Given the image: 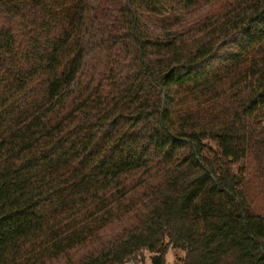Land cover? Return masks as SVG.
I'll list each match as a JSON object with an SVG mask.
<instances>
[{"label": "trees", "instance_id": "trees-1", "mask_svg": "<svg viewBox=\"0 0 264 264\" xmlns=\"http://www.w3.org/2000/svg\"><path fill=\"white\" fill-rule=\"evenodd\" d=\"M260 118L264 0H0V264H264Z\"/></svg>", "mask_w": 264, "mask_h": 264}, {"label": "rangeland", "instance_id": "rangeland-1", "mask_svg": "<svg viewBox=\"0 0 264 264\" xmlns=\"http://www.w3.org/2000/svg\"><path fill=\"white\" fill-rule=\"evenodd\" d=\"M195 17H197V14H195L194 16L193 15L189 16V19H193ZM172 20L173 18L171 16L166 15L164 18L161 19V22H163L166 25H169L172 23ZM249 127L253 138L264 139V118L249 121ZM254 166H255V162L252 161V163H250V169L248 171V175L246 176V182L248 181L247 183L248 187L253 190V193L256 192V190H259L257 188L258 184L254 182L255 180H253L256 173L255 170L253 169ZM261 188H263L262 190L264 191V187L262 186ZM254 195H255L254 204L256 210H261L262 208H264V193H254ZM183 256L184 254L181 252L175 253L174 251H170L166 256V264H175V262H177V259H180ZM150 258L151 255H149L148 253H143L142 261H138V262L131 261L128 264H150Z\"/></svg>", "mask_w": 264, "mask_h": 264}]
</instances>
